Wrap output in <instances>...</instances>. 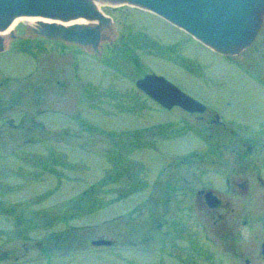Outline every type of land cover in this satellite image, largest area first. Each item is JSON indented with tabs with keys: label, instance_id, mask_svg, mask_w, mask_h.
Returning a JSON list of instances; mask_svg holds the SVG:
<instances>
[{
	"label": "rangeland",
	"instance_id": "rangeland-1",
	"mask_svg": "<svg viewBox=\"0 0 264 264\" xmlns=\"http://www.w3.org/2000/svg\"><path fill=\"white\" fill-rule=\"evenodd\" d=\"M99 6L115 19L104 51L119 48L104 52V67L102 58L57 41L14 47L20 43L5 40L0 253L27 260L21 264H179L170 239L178 251L194 248L170 231L168 223L175 227L182 219L172 221L165 212L163 187L170 169L183 166L182 154L214 146L193 117L159 109L137 90L135 79L161 74L227 119L254 126L263 107L264 18L250 45L223 55L152 12L111 2ZM74 57L83 62L88 86L63 67ZM103 74L104 91L98 85ZM252 136L260 139L259 132ZM99 238L113 244L96 247L92 241ZM207 243L204 250H211Z\"/></svg>",
	"mask_w": 264,
	"mask_h": 264
},
{
	"label": "flooded vegetation",
	"instance_id": "flooded-vegetation-1",
	"mask_svg": "<svg viewBox=\"0 0 264 264\" xmlns=\"http://www.w3.org/2000/svg\"><path fill=\"white\" fill-rule=\"evenodd\" d=\"M101 12L109 19L107 25L99 26L100 38L95 47L37 33L39 24L35 22L33 26L19 24L0 35V54L9 48H5L7 37L12 42L20 43L13 44L14 47L25 46L23 42H33L35 39L37 42L57 41L66 46L78 47L81 54H87L91 58H102L99 62L104 67V52L108 49L109 52H115L119 48L111 46L104 51V41L114 34L111 24L115 23V19L104 14V9ZM75 58L64 62L63 67H68L75 81L81 78L83 85L88 86L90 80L85 79V74L81 76L83 62ZM83 61L86 63V60ZM55 68L60 71V63ZM147 73L138 76L135 82ZM101 76L103 81L98 85H102L104 91V74ZM56 82L64 86V82L58 79ZM137 90L141 92L138 88ZM260 97L263 101L262 113L258 120H254V126L244 121L238 123L233 118L227 119L214 106L194 97L205 106L202 112L191 114L179 106L166 109L148 97L161 110L169 113L178 110L183 116L193 117L199 124L200 132L208 134L207 138L214 146V149L207 151L182 154L179 161L183 166L170 169L163 187L165 212L170 214L172 221L177 216L182 219V224L175 227L168 223L170 231L177 230L175 234L183 237L187 245L194 248L185 252L178 251L179 246L170 239L169 248L172 260L176 263L204 264L205 261H211L212 264L215 260L220 264H264V91ZM31 121L34 125L45 127L39 120L32 118ZM9 124L13 126L12 120H9ZM253 132H259L260 139L253 138ZM256 140H260L257 149L254 147ZM172 205L177 210L172 209ZM194 233L196 239L193 240ZM188 236L190 239H186ZM206 242L211 250H204ZM182 254L186 257L183 258ZM26 261L15 258L14 262L8 252L0 253V264H21Z\"/></svg>",
	"mask_w": 264,
	"mask_h": 264
},
{
	"label": "water",
	"instance_id": "water-1",
	"mask_svg": "<svg viewBox=\"0 0 264 264\" xmlns=\"http://www.w3.org/2000/svg\"><path fill=\"white\" fill-rule=\"evenodd\" d=\"M104 1L150 11L223 55L236 54L250 45L264 16V0ZM21 16L52 20L37 22V33L81 45L90 44V47L96 46L100 38L99 26L107 25L109 19L103 16L94 0H0V32ZM77 19L97 23H66ZM135 86L166 109L179 106L191 114L205 109L200 101L156 73L145 74L135 82ZM92 244L96 247L110 246L113 241L99 238Z\"/></svg>",
	"mask_w": 264,
	"mask_h": 264
},
{
	"label": "bare ground",
	"instance_id": "bare-ground-1",
	"mask_svg": "<svg viewBox=\"0 0 264 264\" xmlns=\"http://www.w3.org/2000/svg\"><path fill=\"white\" fill-rule=\"evenodd\" d=\"M104 2H107V1H104V0H94V3L98 7V9H100V7H101V6H99V4L100 3H104ZM127 5H129V4H127ZM131 6H134V5H131ZM134 7H136V6H134ZM143 10H145V9H143ZM23 21H28V22H32V23L33 22H39V21L52 22V20L44 19V18H40V17H23V16H21V17L15 18L13 20V22L10 24V26L4 32H0V35L5 34L6 32L12 30L18 23L23 22ZM86 22L89 23L91 21H87V20H84V19H77V20H73V21H70V22H66V23H86Z\"/></svg>",
	"mask_w": 264,
	"mask_h": 264
}]
</instances>
